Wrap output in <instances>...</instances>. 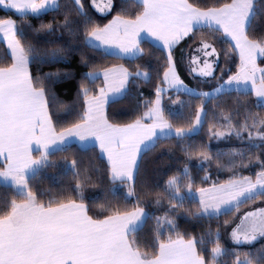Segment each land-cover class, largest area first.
<instances>
[{
	"label": "trees",
	"instance_id": "1",
	"mask_svg": "<svg viewBox=\"0 0 264 264\" xmlns=\"http://www.w3.org/2000/svg\"><path fill=\"white\" fill-rule=\"evenodd\" d=\"M197 10L219 8L233 0H186ZM58 0L55 9L37 14L17 15L0 8V22L11 19L16 26L18 63L28 68L34 89L41 90L56 133L84 122L87 98L96 97L103 86L91 75L114 66L130 74L123 95L106 106L105 118L113 126L142 121L153 106L168 67L167 54L147 41L134 59L109 56L88 46V35L104 27L110 18L136 19L143 6L133 0H113L111 11L98 16L89 0ZM246 38L264 47V0H253ZM207 40L218 50L220 68L208 81L194 82L184 64L189 47ZM264 52V51H263ZM264 54V53H263ZM181 79L198 92L208 93L235 75L240 58L230 42L217 30L196 29L172 51ZM263 67L264 57L257 63ZM12 60L0 42V69ZM137 72L146 79L136 77ZM163 118L177 130L192 129L197 113L203 120L196 133L157 139L139 160L132 182L112 181L106 161L97 148L68 144L48 154L33 153L34 168L26 186L34 203L42 208L75 202L86 207L94 221L142 210L143 225L128 235L131 248L144 258H153L162 244L173 240L191 241L204 264H264V240L250 247H229L222 231L239 212L264 203V192L249 197L218 215L199 214L198 200L187 190L249 178L264 172V105L250 91L227 90L210 97L180 91L161 94ZM238 127V128H237ZM232 157L235 166L224 167ZM3 165L0 163V172ZM26 201L14 187L0 182V219L8 217L16 203ZM224 251L214 258L217 246Z\"/></svg>",
	"mask_w": 264,
	"mask_h": 264
},
{
	"label": "crops",
	"instance_id": "2",
	"mask_svg": "<svg viewBox=\"0 0 264 264\" xmlns=\"http://www.w3.org/2000/svg\"><path fill=\"white\" fill-rule=\"evenodd\" d=\"M80 1L73 0L79 10ZM133 1L143 6L138 18L130 20L113 16L104 27L92 31L86 39L89 47L121 59L138 57L143 41L158 47L168 56V67L153 106L144 114L142 121L125 126H113L105 118L107 104L123 95L130 77L124 67L114 66L91 75L92 79L100 78L103 86L96 97L86 99L84 122L56 133L42 91L33 88L28 68L18 63L14 22L11 19L0 22V42L12 60L10 67L0 69V163L3 165L0 182L17 191L19 186L22 187L20 191L26 196V201L16 203L8 217L0 219V264H204L191 241L177 239L162 244L158 254L148 259L134 251L129 245L128 235L143 225L146 214L142 210L94 221L88 217L83 204L70 202L42 208L26 193V180L34 168L33 153L45 155L71 143L82 149L97 148L109 167L112 181L132 182L142 154L157 139L191 135L202 123V110L198 111L189 131L172 128L164 120L162 109L159 115L153 116L154 107L161 104L162 93L180 91L210 97L223 91L227 83L246 70L255 67L263 73V67L257 63L264 57V47L245 36L253 0H233L228 5L207 10H197L186 0ZM57 2L0 0V8L17 15H37L55 9ZM89 4L98 16H105L111 11L113 0H89ZM201 28L220 32L240 58L237 73L208 93L198 92L185 83L180 77L178 62L171 56V51L183 39ZM201 42L189 47L184 57L185 68L194 82L213 79L220 68L218 50L213 45L216 53L208 62V74L203 77L191 74L193 53ZM138 76L145 78L146 74L140 72ZM101 91L110 95L106 103L97 101L101 99ZM234 166L232 157L224 163L227 169ZM260 204L238 214H259L254 220L263 223L264 205ZM254 231L255 238L261 239L263 229ZM250 238L253 239L251 233ZM229 246L250 247L242 244Z\"/></svg>",
	"mask_w": 264,
	"mask_h": 264
},
{
	"label": "rangeland",
	"instance_id": "3",
	"mask_svg": "<svg viewBox=\"0 0 264 264\" xmlns=\"http://www.w3.org/2000/svg\"><path fill=\"white\" fill-rule=\"evenodd\" d=\"M215 48L212 43L207 40H204L199 45L198 49L193 53L195 57H192L191 62V74L194 76L203 77L206 76L207 66L209 60L215 56ZM136 73V77L146 79L138 76ZM143 73V72H141ZM92 78V76H91ZM262 71L258 68H251L239 74L232 82L227 83L223 91L227 90H240V91H252L254 95L257 97V100L260 104L264 105V84L261 82ZM121 96V95H120ZM119 96V97H120ZM101 99L97 100L101 102H107L106 98L110 97V95L106 92H102L100 94ZM118 98V97H116ZM115 98V99H116ZM102 102V103H103ZM162 109L161 104H156L154 110L152 112L153 116L159 115ZM238 128V127H237ZM2 183V182H1ZM27 187V186H26ZM25 183H23V188L26 189ZM18 190H22V187H18ZM18 191V192H19ZM25 194L23 191H20ZM264 192V172L260 173L255 180L244 178L235 180L232 182H228L225 185H216L212 187H207L199 190H187V195L191 198L198 199L200 201L199 205L201 207V211L199 214L210 216V215H218L222 212L228 211L238 204H240L245 199L255 196L259 193ZM28 195L31 197L29 192L26 191ZM264 205V203L260 204ZM244 212V210L242 211ZM259 216V214L250 213V214H238L229 222L224 230L222 231L223 238L226 239V244L237 245L242 244L246 246H251L262 239H264V222L259 223L254 220L255 217ZM236 218V219H235ZM263 229V233H261L262 238L256 239V231ZM250 233L253 236V239L250 238ZM246 236V237H244ZM255 238V239H254ZM225 241V240H224ZM230 247V246H229ZM224 251L223 246H217L213 251L214 258H219ZM236 264H249L247 260H237Z\"/></svg>",
	"mask_w": 264,
	"mask_h": 264
}]
</instances>
